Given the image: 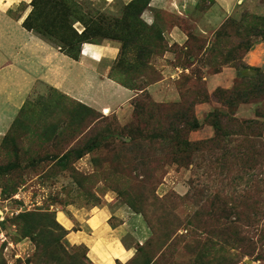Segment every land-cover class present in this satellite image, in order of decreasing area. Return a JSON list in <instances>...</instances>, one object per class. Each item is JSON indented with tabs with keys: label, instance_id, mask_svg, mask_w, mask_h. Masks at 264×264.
Wrapping results in <instances>:
<instances>
[{
	"label": "rangeland",
	"instance_id": "rangeland-1",
	"mask_svg": "<svg viewBox=\"0 0 264 264\" xmlns=\"http://www.w3.org/2000/svg\"><path fill=\"white\" fill-rule=\"evenodd\" d=\"M239 3L242 19L228 20L200 55L205 39L192 37L187 50L169 46L159 28L140 19L139 3L37 0L44 28L29 30L65 54L70 49L56 36L85 28L88 34L76 37L70 52L76 59L84 41L113 40L120 50L122 43L109 77L135 94L121 116L49 84L32 87L0 135V264H96L89 246L72 241L78 225L66 227L61 211L69 208L72 218L75 208L99 207L109 210L112 226L123 225L122 241L132 249L116 264H264V89L246 92L257 79L264 83V0ZM92 28L98 31L91 35ZM255 44L259 64H247L243 58ZM167 48L184 66L192 53L199 59L175 80L176 99L149 89L162 76ZM223 65L243 69L232 89L247 102L232 107L225 88L207 91L202 68ZM193 101L199 127L185 136L204 142L182 152L162 148L154 127L177 123L174 113ZM205 101L239 122L218 130V145L205 143L217 134L209 112L197 115L196 105ZM251 119L258 122L243 127Z\"/></svg>",
	"mask_w": 264,
	"mask_h": 264
},
{
	"label": "crops",
	"instance_id": "crops-1",
	"mask_svg": "<svg viewBox=\"0 0 264 264\" xmlns=\"http://www.w3.org/2000/svg\"><path fill=\"white\" fill-rule=\"evenodd\" d=\"M133 1L104 0L110 7ZM31 2L0 0V135L38 83L57 87L99 110L108 107L109 111L126 116L135 92L109 77L120 46L108 39L100 43L83 42L80 57L73 58L23 25L32 10ZM243 12L244 6L239 0H146L139 16L149 26L159 28L169 46L187 50L192 37L205 39L201 55L225 22L230 18L241 19ZM259 46L255 44L243 58L247 64H259L253 55ZM178 59L177 51L170 48L163 51V63L159 66L162 76L149 86L158 98L176 99L178 92L172 87L175 80L199 61L194 53L189 55L190 65L184 66ZM242 71L233 65H223L216 71L205 66L201 77L207 91L214 93L219 88H232ZM217 105L215 101L198 103V117L203 118ZM210 128L205 125L202 130L210 132ZM61 212L66 227L78 225L70 233L72 241L89 246V255L96 264H116L117 260L132 255V249L122 241L123 225L110 224L108 209L75 208L72 218L67 213L71 212L69 208Z\"/></svg>",
	"mask_w": 264,
	"mask_h": 264
},
{
	"label": "trees",
	"instance_id": "trees-1",
	"mask_svg": "<svg viewBox=\"0 0 264 264\" xmlns=\"http://www.w3.org/2000/svg\"><path fill=\"white\" fill-rule=\"evenodd\" d=\"M145 1L146 0H135V1L125 5V7H130V6H133L137 3H139V5H140L139 10L141 11ZM31 4H32V10L28 14V16L25 18L24 25L25 26L27 25L26 27L28 29H32L34 31L37 30L39 32L41 29L44 28V24H45L44 19H43L44 14H42V13L40 14L41 9L39 6H37V0H32ZM139 14H140V12H139ZM231 19L235 20L234 18H230L228 20H231ZM241 19H242V17H241ZM241 19H239V20H241ZM145 24L148 25L147 23H145ZM151 27H153V26H151ZM92 31H98V30H97V28H92L90 31V34L92 33ZM87 34H88V31H87V28H85L81 32V34H76V35H72V36H64V38H63V36H56V38L59 40V42H61L62 44L67 46L68 49H70L68 52H66L68 55L72 56L73 58H77L76 55H74V52L72 54L70 53L72 50H75V46L77 43L76 37L81 38L83 36H86ZM94 34H97V33H94ZM160 34L163 38L161 31H160ZM61 48H63V46H61ZM122 49H123V45L121 43L120 53H122ZM214 71H216V70H214ZM253 84H254V86H251L249 88V90L246 89V92L248 94L251 92H254L259 87L264 89V83H262L258 79H257V82H254ZM220 90H222V88L217 89L214 93H216L217 91H220ZM226 91L228 94L226 97V100H227V105H229V106L236 107V106H238V104L240 102H247L249 99V97L244 96V93L240 90L237 91L236 89L230 88V89H226ZM195 104H196V102L193 101L191 104L185 105V107H181V109L176 111L177 113H174V116H178L177 120H179V121L177 123H175V121H176L175 120V121L168 122L167 125L164 126L163 128L154 127L155 132H158L157 136H158L159 142L161 143L160 145L162 148H171L172 147L174 149V151H180V149H181V152H182L183 150L188 151L189 149H192L193 146H197L198 144L204 142V141H197V142L194 141L193 142V141H190L185 136L188 131L196 129L199 127V123H198V121L195 117V114H194ZM137 107L139 108V106L136 104L135 110L140 113V111L137 110ZM171 115H172V113L170 110L169 113L166 114V116L168 118ZM208 117L213 118L212 124L214 125V127L217 128L216 136L212 139L205 141V143H209L212 145H218L219 141L223 140V139L219 138L220 132H218V130L220 131V128H221V131L223 133L225 128L229 127L228 126L229 122H230V126L234 123L239 124V122L237 121V117L232 116L230 112L220 111V109L219 110L214 109V110L210 111ZM254 121L258 122L257 119H251V121H247L243 127H245V125H247L248 123L254 122ZM133 128L135 129V133H136V131L137 132L140 131V129L138 127H133ZM133 128H132V130H134ZM237 140H241V139L238 138ZM242 140H245V139H242ZM134 143H140V142H134ZM135 153L136 152L134 151V154ZM242 155H245L244 152H242ZM138 156L139 155L135 156L134 161H136L138 159ZM140 160L143 161L142 158ZM137 165H139V163H137Z\"/></svg>",
	"mask_w": 264,
	"mask_h": 264
},
{
	"label": "bare ground",
	"instance_id": "bare-ground-1",
	"mask_svg": "<svg viewBox=\"0 0 264 264\" xmlns=\"http://www.w3.org/2000/svg\"><path fill=\"white\" fill-rule=\"evenodd\" d=\"M104 110H105V112H108V111H109L108 107H105V109H104Z\"/></svg>",
	"mask_w": 264,
	"mask_h": 264
}]
</instances>
